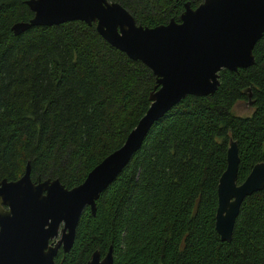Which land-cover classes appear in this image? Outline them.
Masks as SVG:
<instances>
[{
    "label": "trees",
    "instance_id": "obj_1",
    "mask_svg": "<svg viewBox=\"0 0 264 264\" xmlns=\"http://www.w3.org/2000/svg\"><path fill=\"white\" fill-rule=\"evenodd\" d=\"M25 0H0V179L57 178L80 183L117 148L149 105L151 71L79 20L11 25L32 12ZM135 22L178 19L181 0H109ZM191 6H195L191 3ZM253 63L221 69L206 96L186 95L152 123L139 148L84 207L71 247L55 264H84L111 247L112 264H264V185L240 203L229 241L214 229L216 185L229 139L236 143V183L264 161V31ZM249 114H234L238 101Z\"/></svg>",
    "mask_w": 264,
    "mask_h": 264
},
{
    "label": "water",
    "instance_id": "obj_2",
    "mask_svg": "<svg viewBox=\"0 0 264 264\" xmlns=\"http://www.w3.org/2000/svg\"><path fill=\"white\" fill-rule=\"evenodd\" d=\"M24 2L32 16L11 25L15 34L71 20L94 23L108 44L139 60L155 77L149 105L136 124L77 185L66 188L57 178L32 181L28 161L18 178L0 179V264H55L57 250L71 247L83 208L94 214L98 195L139 148L152 123L186 95L212 94L221 69L253 63L252 47L264 31V0H201L194 8L186 1L179 22L170 19L152 27L136 24L115 1ZM225 161L216 185L214 229L220 240L229 241L241 201L264 185V161L254 163L240 183L232 139ZM84 264H112L111 247L102 256L92 251Z\"/></svg>",
    "mask_w": 264,
    "mask_h": 264
},
{
    "label": "rangeland",
    "instance_id": "obj_3",
    "mask_svg": "<svg viewBox=\"0 0 264 264\" xmlns=\"http://www.w3.org/2000/svg\"><path fill=\"white\" fill-rule=\"evenodd\" d=\"M251 109L252 108H251L250 104L244 100V101L236 102L232 108V111L234 114L244 116V115L249 114Z\"/></svg>",
    "mask_w": 264,
    "mask_h": 264
},
{
    "label": "flooded vegetation",
    "instance_id": "obj_4",
    "mask_svg": "<svg viewBox=\"0 0 264 264\" xmlns=\"http://www.w3.org/2000/svg\"><path fill=\"white\" fill-rule=\"evenodd\" d=\"M186 1H189V5L191 6V3H194V5L196 6L198 3H200L201 2V0H181V3H182V10H181V12L183 11V4L186 2ZM195 6H191L192 8H194ZM127 11V10H126ZM181 12L178 14V19L177 20H175L174 18H169L167 21H169L170 19H173L174 21H176V22H179V15L181 14ZM130 14V13H129ZM131 15V14H130ZM132 16V15H131ZM133 17V16H132ZM134 19V18H133ZM135 21V20H134ZM166 21V22H167ZM166 22H164V23H166ZM136 23V22H135ZM164 23H160V24H164ZM136 24H138V23H136ZM139 25H141V24H139ZM158 25V24H157ZM142 26H145V25H142ZM155 26V25H154ZM148 27H152V26H148ZM59 250H61V249H58L57 250V252L59 251ZM57 254V253H56Z\"/></svg>",
    "mask_w": 264,
    "mask_h": 264
}]
</instances>
